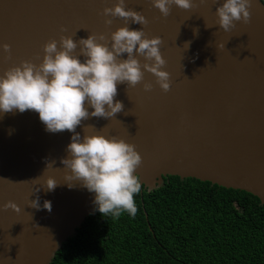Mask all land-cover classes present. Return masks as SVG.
Segmentation results:
<instances>
[{
    "label": "water",
    "instance_id": "water-1",
    "mask_svg": "<svg viewBox=\"0 0 264 264\" xmlns=\"http://www.w3.org/2000/svg\"><path fill=\"white\" fill-rule=\"evenodd\" d=\"M117 0H0V75L27 60L39 64L43 45L61 36L74 41L89 34L106 38L118 27L143 28L161 38L163 70L170 88L144 71L136 85L117 84L123 109L105 119L89 116L75 129L135 146L141 163L135 174L151 191L164 177L196 178L241 189L264 204V3L250 0L247 23L218 26L222 0H193V7L172 5L163 16L151 0H125L145 16L144 25L105 17ZM112 23L106 25L105 19ZM61 28L64 30L61 31ZM185 42H189L188 47ZM79 51V48L76 50ZM82 59V58H81ZM141 65L143 56H137ZM143 71V69H142ZM152 85L145 91L143 85ZM91 111V109H89ZM85 125H91L87 128ZM72 134L45 131L33 110L0 114V264H50L63 243L96 211L93 193L78 182L67 186L61 159ZM52 162L46 167V163ZM48 178L52 191L41 187ZM39 197V210L29 207ZM50 201L51 210L42 207ZM8 202L18 210L5 208Z\"/></svg>",
    "mask_w": 264,
    "mask_h": 264
},
{
    "label": "clouds",
    "instance_id": "clouds-1",
    "mask_svg": "<svg viewBox=\"0 0 264 264\" xmlns=\"http://www.w3.org/2000/svg\"><path fill=\"white\" fill-rule=\"evenodd\" d=\"M151 3L163 16L169 14L172 5L183 9L193 7V0H151ZM249 4L250 0L218 3L215 12L219 28L227 32L235 27V21L247 23ZM103 14L130 19L131 23L141 26L147 23L144 15L125 7V0L105 7ZM104 23L110 25L112 21L109 18ZM128 25L118 27L108 38L100 33L78 41L73 36H61L59 43L50 40L43 45L44 55L39 64L24 60L0 75V114L33 110L45 131L70 132V142L65 148L67 155L60 161L68 170L65 182L70 188L71 182H78L93 193L95 211L102 216L110 214L113 219L122 212L129 216L136 214L134 195L140 191L141 184L135 170L141 156L133 144L123 139L99 132L81 136L75 129L89 116L108 119L120 112L122 102L114 101L117 84L134 86L143 79L144 71L156 77L162 90L170 88L169 73L162 68L165 60L160 52L161 38H149L142 27L130 29ZM185 44L188 47L189 42ZM0 47L7 53L10 46ZM137 56L144 57L142 65ZM143 87L149 91L152 85L145 83ZM89 126L85 125L83 131ZM51 163H46V167ZM56 185L53 178H48L41 187L52 191ZM4 207L18 210L13 202ZM29 207L39 210V197L31 200ZM42 207L50 211V201L45 200Z\"/></svg>",
    "mask_w": 264,
    "mask_h": 264
},
{
    "label": "trees",
    "instance_id": "trees-1",
    "mask_svg": "<svg viewBox=\"0 0 264 264\" xmlns=\"http://www.w3.org/2000/svg\"><path fill=\"white\" fill-rule=\"evenodd\" d=\"M134 202L88 215L50 264H264V204L247 191L170 175Z\"/></svg>",
    "mask_w": 264,
    "mask_h": 264
}]
</instances>
